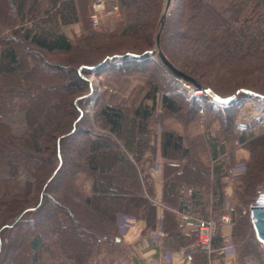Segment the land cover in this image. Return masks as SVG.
<instances>
[{
  "label": "trees",
  "instance_id": "16d2710c",
  "mask_svg": "<svg viewBox=\"0 0 264 264\" xmlns=\"http://www.w3.org/2000/svg\"><path fill=\"white\" fill-rule=\"evenodd\" d=\"M94 1L0 0V264H13L16 257L20 264H58L62 258L94 264L97 245L108 254L118 247V216L154 228V188L145 166L157 137L166 161L163 231L177 247L195 244L196 230L183 232L171 209L218 220L224 179L233 167L226 159L232 161L238 145L248 151L246 172L232 190L238 204L227 212L237 257L261 262L245 209L264 186V123L255 133L235 121L245 98L264 100V0H173L167 25L172 24L163 34H177L180 43L169 48L162 38L161 48L187 78L205 85L202 97L191 98L150 60L145 29L154 23L159 0H116L120 14L111 30L103 24L91 28ZM79 22L82 34L72 43L61 26ZM56 54H68L73 62L53 64L50 73L45 67ZM100 68L115 80L139 75L145 87L129 105L112 103L102 92L88 116L87 77ZM158 94L159 136L152 127ZM199 109L207 118L205 131L191 135ZM16 118L20 131L12 128ZM92 123L104 132L92 131ZM80 137L85 142L73 152ZM218 230L212 249L222 245Z\"/></svg>",
  "mask_w": 264,
  "mask_h": 264
},
{
  "label": "rangeland",
  "instance_id": "374dc122",
  "mask_svg": "<svg viewBox=\"0 0 264 264\" xmlns=\"http://www.w3.org/2000/svg\"><path fill=\"white\" fill-rule=\"evenodd\" d=\"M98 2H100L101 5H98ZM176 0H174V4H175ZM173 3V2H172ZM161 5H162V0H159L158 6L153 14V19H154V23L152 25V27H147L145 29V32H147L149 34V37L151 39V43H152V50L154 49V33H155V29H156V25L159 19V15H160V11H161ZM119 10L117 7V3L116 0H95L92 5H91V12H90V26L92 29H96L98 28V26L101 24H103L106 28H108L109 30L113 29L115 27V23L116 20L119 16ZM96 16L97 18V25H93L92 23V17ZM168 18L165 22V25L163 26V29L161 31V34L159 36V51L162 53V55L164 56V58L166 59V61L178 72L182 73L184 76H186L184 74L183 71H181L180 69H178L176 66H174V64L164 55V53L162 52V48H161V42H162V38H164V43L169 47V48H173L177 43H180V41L178 40V35L177 34H163L165 28L169 29L170 25L172 24V21H170V23H168ZM74 26H72L69 29L65 28V32L68 35L67 37H69L68 39L72 42L75 43V41L77 40V38H79L82 34V23H74L72 24ZM66 26V25H65ZM63 26H61V31L63 32ZM166 31V32H167ZM64 33V32H63ZM65 34V33H64ZM168 35V36H167ZM128 42H131L130 37H126L122 40H125ZM115 40H120V39H115ZM113 41V40H112ZM111 41H108L107 43H110ZM139 42H141L139 40ZM22 47L20 46V48H18L19 53L21 54V56L23 55V49H21ZM181 50V47H180ZM85 50H80L77 51L74 54H78L79 52L84 53ZM95 52H90L89 54L92 55H96L94 54ZM70 56L68 54H56L51 56V59L49 60V64L46 65V70L48 72L51 73V71L53 70L51 65L53 64H60L63 67H68L71 66V63L73 61H71ZM150 60L154 62V64H160V62L157 60L155 54L153 53L150 56ZM161 65V64H160ZM162 70H164V72L168 73L169 71L166 70L162 65ZM102 68L96 70L97 74L95 75L94 79L90 78L91 72L88 75V79H90V81L92 82V92H91V97L88 98V100L92 99L94 100V102L96 101V99L98 98V96L102 93V92H106L107 94V98H109V95L111 93H115L116 90H113V87H117V88H121L123 90L122 94L124 96V99L121 102H112L115 104H125V105H129L130 100L134 97H139L140 92H138L139 89L143 90V88L145 87V78L140 77L139 75H134V76H126L123 77L120 80H115L111 77V75H109L107 73V71L105 70H101ZM169 76H173L178 84L179 83V79L180 78H176L172 73H168ZM187 77V76H186ZM137 79H139L140 81L136 84V83H132L135 85H131L130 80L132 81H136ZM124 80H128V84H123ZM184 80V79H182ZM194 80V79H193ZM186 81V80H184ZM196 81V80H194ZM264 81V80H262ZM188 82V81H186ZM197 83H199L201 86H205L201 81H196ZM217 82H220V78L217 80ZM189 83V82H188ZM222 84H225V82H220ZM190 86L194 87V85H192L191 83H189ZM214 85V84H213ZM181 86V85H180ZM139 88V89H138ZM184 88V87H183ZM197 90V89H196ZM203 90H200V92ZM199 94L198 97H202L203 96V92L201 93H197ZM185 95L187 98H191L187 96V90L185 89ZM88 100L86 103V107H85V111L87 113L88 116H91V114L93 113V105L92 106H88ZM160 94H158L157 99H156V106L154 109V119L152 120V127L154 129V131L156 132V134H158L159 136V129H158V124L160 122L159 118L161 115V101H160ZM241 107L239 108L238 111V116L236 118L235 124L236 127L239 129H246V130H250L251 132H258L261 128V123H264V100H261L259 97L256 96H251L248 98H245L243 101ZM199 115L201 116V119L199 120V122L197 124H194L192 127L196 126L197 128V133L196 135L199 134H203L205 131V126H206V122H207V118L204 115L203 110L199 109ZM15 122V124L12 125L13 130L15 131H20L21 129V124L18 118L13 120ZM261 122V123H260ZM170 125V124H169ZM171 126L175 129H179V125H177L175 122H171ZM191 127V128H192ZM190 128V129H191ZM91 129L92 131L95 132H104L100 127H98L95 123H92L91 125ZM217 124L216 122H213L211 124V134L213 136V134H216L217 132ZM191 135H193L192 133H190ZM78 141H75V143L73 144V147H71V149L74 151H77V149L79 147H81L84 142L85 139L80 137L79 139H77ZM156 152V151H155ZM232 161L230 159H226L228 164H230L231 162L233 163V167L231 168V170L229 171V176L226 177L224 179V195H225V187H229L231 189V200L229 201L230 203H232V205H237V200L235 199L234 195H233V185H235L237 183L236 179L240 178L245 172H246V162L248 160V151H246L245 149H242L238 146H236L233 150V155H232ZM231 163V164H232ZM237 166H242V172L241 174H238V172L233 171V168L235 169V167ZM257 202H260L261 204H264V186H263V190H261V193L259 194V196L256 199ZM255 201V202H256ZM229 203V205H230ZM251 205V204H250ZM249 205V206H250ZM248 206V208H249ZM248 208L245 209L248 211ZM229 209V207H228ZM87 235V233L85 234V236ZM84 236V235H83ZM260 248H261V244H260ZM261 252H262V261H258L256 258L254 257H249L252 258L251 260L254 261L255 264H264V252L261 248ZM248 259V258H247ZM62 261H67V259H60V262ZM60 262H58V264H60ZM75 263V262H74ZM13 264H20V261H18V257H16L14 259V263Z\"/></svg>",
  "mask_w": 264,
  "mask_h": 264
},
{
  "label": "crops",
  "instance_id": "0c3cea01",
  "mask_svg": "<svg viewBox=\"0 0 264 264\" xmlns=\"http://www.w3.org/2000/svg\"><path fill=\"white\" fill-rule=\"evenodd\" d=\"M74 26L72 24L63 26V32L65 28L69 29ZM69 38V37H68ZM128 80H124L123 84H128ZM140 80L136 81L130 80L132 86L138 83ZM113 90L116 92L109 95V100L111 102H121L124 99L122 94L123 90L121 88L113 87ZM172 127V126H171ZM190 133L196 135L197 128L196 126L190 129ZM165 159L161 155L160 146H159V137L156 138V152L152 157V160L146 162V170L150 175L154 188V197L153 202L156 204V222L155 226L152 229H147L145 223L141 220H135L134 218L127 216H118V225L119 227L123 224L125 218H130L133 220L131 224L125 227L123 233H119V238L116 239L118 242V247L111 253L108 254L105 246L97 245L94 250V255L92 261L94 264H205L204 258L202 257L200 251H192L196 245L190 246H173L170 242H166V233L163 231L162 217H163V190H162V172ZM189 196V205L191 212H194L195 207L192 202L193 199L191 194ZM231 189L225 187V195L222 205V210L224 213L228 214L229 201L231 200ZM198 200V199H197ZM231 204V203H230ZM178 218V212L175 209H171ZM186 212V211H185ZM196 213V211H195ZM223 213V214H224ZM229 215V214H228ZM192 217L197 218L194 214L191 213ZM180 222V221H179ZM183 232L191 230V228L185 227L181 224ZM221 238L222 245H224L223 239L226 235L230 236L232 228L229 227H219L218 230ZM232 242V239H231ZM233 245V243H232ZM221 247L218 249H212L211 254L207 256V264H248V258L245 261H241L237 257L236 252L233 255H225ZM234 250L235 246L233 245Z\"/></svg>",
  "mask_w": 264,
  "mask_h": 264
},
{
  "label": "built area",
  "instance_id": "2783aa9c",
  "mask_svg": "<svg viewBox=\"0 0 264 264\" xmlns=\"http://www.w3.org/2000/svg\"><path fill=\"white\" fill-rule=\"evenodd\" d=\"M98 5H101L100 2H98ZM97 18L96 16L92 17V23L93 25H97ZM104 67H107V65H105ZM97 74L96 70L91 71V75L90 78L95 77V75ZM88 81L92 84V82L90 81V79H88ZM180 85L182 87H184L187 90V96L188 97H198L199 94H197V90L195 87L190 86V84L182 79L178 80ZM203 92V91H201ZM199 92V93H201ZM94 103L93 98L88 100V106H92ZM242 166H237L235 167V169L233 168V171L238 172V174H241L242 172ZM260 203V202H259ZM261 204V203H260ZM253 204H251L248 208V212L250 207ZM243 213H245V211H243ZM178 218L179 221L188 228L191 229H195L196 230V237H197V241H196V249L204 254H206L207 256H209L212 253V247H211V241H212V237L214 236L216 229L219 227H229L232 228L233 226V222L230 218V216L226 213L222 214L218 220H214L211 217H208L206 219H199V218H194L192 216H190L189 214L185 213V212H178ZM133 222L132 219L130 218H125L123 220V224L119 227V233H123L124 229L126 226H128L129 224H131ZM224 241V245L221 247L222 252L225 255H233L235 254V250L234 247L232 245L231 239L229 235H226L225 238L223 239ZM261 248L264 252V248L261 245ZM60 264H75L73 261H62L60 262ZM248 264H255L254 261L249 260Z\"/></svg>",
  "mask_w": 264,
  "mask_h": 264
},
{
  "label": "water",
  "instance_id": "95a60500",
  "mask_svg": "<svg viewBox=\"0 0 264 264\" xmlns=\"http://www.w3.org/2000/svg\"><path fill=\"white\" fill-rule=\"evenodd\" d=\"M173 0H162L161 11L159 15V19L156 25L155 33H154V49L152 53L155 54L157 60L160 64L172 73L176 78L184 79L194 85L196 89H204V86H201L196 81L187 78L182 73L176 71L164 58L162 53L159 51V36L165 25V22L168 18ZM249 218L251 221L252 231L254 233L255 239L263 246L264 248V204H260L259 202H255L249 209Z\"/></svg>",
  "mask_w": 264,
  "mask_h": 264
},
{
  "label": "bare ground",
  "instance_id": "6f19581e",
  "mask_svg": "<svg viewBox=\"0 0 264 264\" xmlns=\"http://www.w3.org/2000/svg\"><path fill=\"white\" fill-rule=\"evenodd\" d=\"M200 90H202V89H197V93H199V92H200Z\"/></svg>",
  "mask_w": 264,
  "mask_h": 264
}]
</instances>
